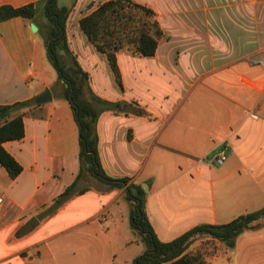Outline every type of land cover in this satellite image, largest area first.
I'll list each match as a JSON object with an SVG mask.
<instances>
[{
	"label": "crops",
	"instance_id": "crops-1",
	"mask_svg": "<svg viewBox=\"0 0 264 264\" xmlns=\"http://www.w3.org/2000/svg\"><path fill=\"white\" fill-rule=\"evenodd\" d=\"M42 1L0 0V7ZM59 1L72 6L67 40L93 90L145 110L104 112L99 154L110 176L147 186L157 236L170 241L264 207V0H134L155 11L163 36L154 55L116 52L122 87L80 25L109 0ZM38 14L0 20V105L33 100L12 114H23L24 137L4 142L23 170L11 178L0 165V264H134L146 247L131 226L125 188L84 174L49 210L79 175L80 129L47 56L44 5ZM47 88L52 100L38 103ZM223 143L228 157L217 164ZM188 251L206 264H264V227L246 230L232 248L197 236Z\"/></svg>",
	"mask_w": 264,
	"mask_h": 264
},
{
	"label": "trees",
	"instance_id": "trees-1",
	"mask_svg": "<svg viewBox=\"0 0 264 264\" xmlns=\"http://www.w3.org/2000/svg\"><path fill=\"white\" fill-rule=\"evenodd\" d=\"M49 22L46 32L41 30L47 48V56L56 69L63 84V97L73 110L80 129V172L77 180L59 195L50 211H56L74 192L78 180L88 174L102 180L110 188H125L131 203V226L141 236L146 249L134 264H206L201 253L188 251L197 236H210L234 247L239 235L249 229L264 227V207L249 212L224 224H199L170 241H162L156 234L146 211V192L141 184L130 182L128 177H112L104 169L99 154L98 122L106 111L125 112L139 116L145 110L136 103L112 101L98 95L91 86L90 74L82 67L77 56L70 49L67 40V21L72 6L63 5L59 0H43L39 4L21 7L1 6L0 20L22 16L37 21L39 8ZM80 25L88 38L105 52L122 87L121 73L116 52L131 49L142 55H154L163 31L153 9L134 0H109L91 14L81 19ZM66 51V56L61 53ZM33 100L0 105V165L16 178L23 166L6 150L4 142L21 139L25 135L23 114H12L31 104Z\"/></svg>",
	"mask_w": 264,
	"mask_h": 264
},
{
	"label": "built area",
	"instance_id": "built-area-1",
	"mask_svg": "<svg viewBox=\"0 0 264 264\" xmlns=\"http://www.w3.org/2000/svg\"><path fill=\"white\" fill-rule=\"evenodd\" d=\"M230 146L228 143H223L215 152L214 156L212 157V161L217 164H223L228 157ZM4 197L0 195V209L3 206Z\"/></svg>",
	"mask_w": 264,
	"mask_h": 264
},
{
	"label": "water",
	"instance_id": "water-1",
	"mask_svg": "<svg viewBox=\"0 0 264 264\" xmlns=\"http://www.w3.org/2000/svg\"><path fill=\"white\" fill-rule=\"evenodd\" d=\"M31 28L33 31L38 30V27L34 22L31 23ZM51 100H52V93H51V90L48 88L42 94H40L36 97V101L38 103H44V102H48ZM143 187H144L145 191L147 192L148 191L147 186L144 184Z\"/></svg>",
	"mask_w": 264,
	"mask_h": 264
},
{
	"label": "rangeland",
	"instance_id": "rangeland-1",
	"mask_svg": "<svg viewBox=\"0 0 264 264\" xmlns=\"http://www.w3.org/2000/svg\"><path fill=\"white\" fill-rule=\"evenodd\" d=\"M197 247H199L201 250H203V249H206V244H204V243L202 244V242H201V244H198ZM209 247H211V246L209 245ZM204 252H207V251H204Z\"/></svg>",
	"mask_w": 264,
	"mask_h": 264
}]
</instances>
